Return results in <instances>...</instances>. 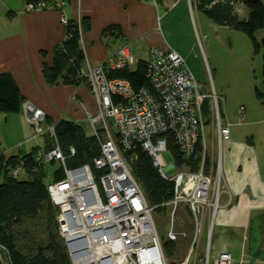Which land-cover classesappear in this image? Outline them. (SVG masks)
Returning a JSON list of instances; mask_svg holds the SVG:
<instances>
[{"label":"built area","instance_id":"1","mask_svg":"<svg viewBox=\"0 0 264 264\" xmlns=\"http://www.w3.org/2000/svg\"><path fill=\"white\" fill-rule=\"evenodd\" d=\"M65 0L55 4L45 2L23 3V12L48 7L62 9ZM157 2V0H153ZM208 1V2H203ZM228 0H188L193 18L199 7L210 8L216 2ZM245 7L235 4L234 14L244 15ZM61 22L69 23L67 15L60 13ZM197 42L203 52V42L195 26ZM146 60L148 87L135 89L122 78L109 74L122 68H132L137 63L124 43L105 62L84 69L96 102L97 114H89L88 125L94 136L100 127L107 137L100 143V153L92 164L70 167L56 136L55 123H48L45 112L33 102L22 103V113L33 124V137L49 134L54 148L39 152L36 159L42 166L45 161H59L64 177L48 184V193L59 221L71 264H168L163 254L154 210L146 199L130 167L135 159L132 151L140 145L150 156L152 165L166 181L173 184V197L164 203L170 207L171 218L179 204H184L194 221V235L187 255L180 264H234L230 252L210 256V236L223 193L222 158L223 144L231 137L232 123L223 114L225 97L215 87L205 88L193 76L189 66L174 49L152 47ZM246 107L239 106V116ZM47 117V116H46ZM46 127L42 128V123ZM111 120L116 129L112 133ZM209 128L216 142V161L209 153ZM167 133L175 138L182 153L190 156L199 149L201 156L197 172L180 170L174 160L167 163L164 153L168 150ZM75 150L71 149V154ZM39 165V170L42 168ZM37 169V170H38ZM11 173L18 176L20 169ZM206 221L209 222L208 244L205 254L199 253L200 238ZM168 240L175 241L177 233L171 226ZM0 246V257L2 256Z\"/></svg>","mask_w":264,"mask_h":264},{"label":"crops","instance_id":"2","mask_svg":"<svg viewBox=\"0 0 264 264\" xmlns=\"http://www.w3.org/2000/svg\"><path fill=\"white\" fill-rule=\"evenodd\" d=\"M24 2L26 0H0V73H11L25 100L43 109L52 123L66 119L87 127L88 114L95 115L98 111V102L88 81L74 86L50 85L44 78L43 64L53 62L56 48L67 38L61 11L69 21L84 23L81 32L86 58L83 70L105 62L124 43L129 45L138 62L148 59L152 47L174 49L183 57L185 45L180 42L191 39L196 43L195 26L201 38L206 37L201 12L195 11L192 18L187 8L188 0H157L154 3L150 0H65L60 10L48 7L26 13L22 10ZM180 5L182 9L178 11ZM174 17L180 19L182 31H185L182 37L175 38V44L168 39V34L172 39L174 36ZM213 25L216 31L219 25ZM263 35L262 30L256 34L258 42ZM207 40L209 45L210 39ZM202 42L205 54V42ZM219 93L226 99L225 117L232 123L231 137L223 144L222 151L224 191L221 205H228L217 213L208 252L215 257L228 251L234 264H264V156L256 149L252 132L244 135V131L239 133L237 128L232 129L263 124L264 97L263 101L256 98L261 109L258 113L256 108L250 110L242 98L231 104L223 90ZM241 104L246 107L242 118L239 116ZM212 131L209 128V153L216 161L217 144L212 141ZM33 133L34 128L22 112L0 113V140L5 156L43 148L44 138H31ZM208 226L206 221L199 241L201 255L205 254L208 244Z\"/></svg>","mask_w":264,"mask_h":264},{"label":"trees","instance_id":"3","mask_svg":"<svg viewBox=\"0 0 264 264\" xmlns=\"http://www.w3.org/2000/svg\"><path fill=\"white\" fill-rule=\"evenodd\" d=\"M27 1L55 4V0ZM236 2L237 0L216 2L210 8L200 6L199 9L214 24L228 26L243 33L252 41L255 53H259L261 46L264 50V35L260 44L256 39V33L260 30L264 33V3L262 0H241L245 13L243 16H236L234 14ZM65 26H67V38L56 48L53 62L43 64L44 78L50 85L74 86L89 82L83 75L86 58L84 48L81 46V32L84 23L78 24L71 20ZM136 67L118 69L111 72L109 77L126 79L135 89L148 87L146 61L139 60ZM256 95L263 101L264 95L261 92L257 91ZM24 101L25 98L12 74L0 73V113H20ZM47 122L52 123L48 118ZM54 123L67 165L75 167L90 163L93 166L94 157L100 153L101 138L94 136L88 127L77 122L64 119ZM166 136L168 150L175 164L179 168L199 169L201 156L199 149L187 157L181 152L173 135L167 133ZM43 138V148L35 147L27 154L11 157L4 155L0 140V246L2 248L0 264H71L64 238L61 236L59 221L51 204L48 184L44 182L45 165L41 166L36 159L39 152L54 148V139L49 134L44 133ZM72 148L75 150L74 154H71ZM132 153L136 157L130 163V167L135 178L155 213L164 216L168 211L164 203L173 197V184L160 176L157 168L152 165L150 156L140 145L135 146L126 156ZM55 161L50 162L55 163ZM39 165L42 167L40 170L37 168ZM17 167L21 169V173L15 176L11 171ZM23 174L25 176L22 178ZM63 177L64 170L59 162L53 181ZM170 241L164 242L167 258L170 255L174 257V243ZM168 264L177 263L171 260Z\"/></svg>","mask_w":264,"mask_h":264},{"label":"rangeland","instance_id":"4","mask_svg":"<svg viewBox=\"0 0 264 264\" xmlns=\"http://www.w3.org/2000/svg\"><path fill=\"white\" fill-rule=\"evenodd\" d=\"M150 1L154 3L153 0ZM262 1L264 2V0ZM203 2L205 3L208 1ZM237 3L242 4L241 0H237L236 4ZM187 8L189 9V6ZM181 9L180 5L177 10L181 11ZM200 12L201 22L203 21V30L206 32V37L202 39L205 42V54L202 52L199 42L197 41L195 44H193L191 39L189 42H180L185 45L184 48L186 52L183 53V57L185 58L186 64L189 66L193 76H195L200 85L205 88H211L213 85L214 87L216 86L218 93L223 90V95L227 96L229 101L228 103L236 104L238 100L242 98L241 100L246 101L245 105L248 106L250 110H252V108H256L259 113L261 109H259L260 107L257 103L256 92H264V53L262 46L259 49L260 52L255 53L252 41L243 33L239 31L237 32L228 26H219L215 31L213 25L214 23L206 17L205 13H202V11ZM174 18L172 32L175 37L173 36L172 39L168 34L170 43H174L175 38H179L180 36L182 37L183 32V23L180 24V19L178 20L177 17ZM207 38L210 39L209 45H207ZM261 41L259 42L260 44ZM136 65L137 63L132 66L133 69L137 68ZM223 108L224 110L222 112L225 115V107ZM45 119L47 122L46 116ZM89 119L90 118L87 120L88 123ZM107 124H109L111 132L115 133L116 129L113 122L109 120ZM30 125L33 127V124L30 123ZM90 126H87L89 131H91ZM41 127H46L45 120ZM100 128L99 135L101 136L100 138L103 139V137H107V135L105 129L102 127ZM233 128H237L239 133L240 131H244V135L252 132L253 134L250 133L252 137H250L253 139V143H255L254 145L256 149L264 156V123L254 124L253 126L244 125L241 128L234 126L232 129ZM32 137L33 135L31 138ZM164 155L167 163H171L173 161L171 154L166 152ZM43 165H45L43 169L45 171L44 182L46 184H50L53 181L56 168L59 167V161H55V163H48V161H45ZM23 176L25 175L23 174L21 177L23 178ZM166 209L168 211L166 210L167 213L165 211L166 214L164 216L159 213H155L154 211L155 221H157L158 232L162 243L163 254H165L164 242L169 241L168 231L172 226L173 232L178 234V238L175 241H170L171 243H174V257L172 258L170 255V257L167 258L166 254L165 256L167 258V262H171V260H173L175 263L180 264L182 259H184L187 255V249L191 243L190 241L192 240V236L194 235L193 220L184 204H179L176 208L177 210L175 216H173V220L171 218L170 207ZM183 231L186 232V235H183Z\"/></svg>","mask_w":264,"mask_h":264},{"label":"bare ground","instance_id":"5","mask_svg":"<svg viewBox=\"0 0 264 264\" xmlns=\"http://www.w3.org/2000/svg\"><path fill=\"white\" fill-rule=\"evenodd\" d=\"M70 22V21H69ZM78 24H79V22H77ZM149 55V54H148ZM180 170H185V171H193V172H197L199 169H197V170H192V169H190V168H186V167H183V168H179Z\"/></svg>","mask_w":264,"mask_h":264}]
</instances>
